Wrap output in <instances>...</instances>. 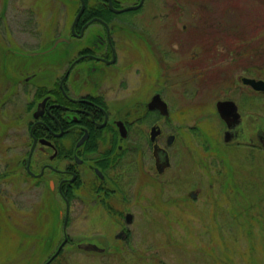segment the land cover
Returning a JSON list of instances; mask_svg holds the SVG:
<instances>
[{
    "label": "flooded vegetation",
    "instance_id": "flooded-vegetation-1",
    "mask_svg": "<svg viewBox=\"0 0 264 264\" xmlns=\"http://www.w3.org/2000/svg\"><path fill=\"white\" fill-rule=\"evenodd\" d=\"M168 2L173 3V8L177 4L176 10L181 8L177 0H165ZM88 4L85 0V8L75 25L80 7L70 26H64L69 30L68 36L58 33L57 39H65L55 44L56 39L51 47L44 49L53 50L61 42L73 47L69 57L56 66L50 80L45 83L37 78L38 66L25 65L18 58L15 70H19V75L7 76L20 78L13 90L7 86L3 91L8 96L6 102L22 110L21 114L13 115L10 131L16 125H23V131L7 134L17 145L0 150L8 155L6 165L0 170L1 202L4 199L7 206L11 205L7 213L11 220L19 221L27 214L22 204L25 201L20 200L29 201L28 212L32 213L34 205L44 202L47 196H58L64 206L61 212L64 237L57 249L65 243L60 252L73 242L67 228L76 206L87 212L99 211L115 227L113 237L125 239L130 231L128 213H133V220L135 217L130 206L120 207L126 201L127 186L131 188L130 180L156 182L167 174L179 180L192 169L196 155H186L184 145L182 111L187 101L198 100L206 105L213 98L214 114L221 122L217 146L212 150L218 156L224 149H232L236 159L260 156L264 152L262 113L250 115L248 109L251 103H259L264 92L242 80L261 79V75L241 74L232 85H223L228 76L234 77L233 73L238 74L239 68H243L246 50L239 39L242 33L234 39L222 37L221 33L218 37L217 34L203 37L200 21H196L184 56L175 59L174 52L184 39L177 36L181 35L179 32L175 34L177 37L171 33L169 37L171 30H167L166 22L165 30L163 24L157 37H147L143 32L152 29L141 22L113 21V15L120 16L121 12L111 10L106 0H100L97 6ZM113 5L125 6L117 0H113ZM105 8L111 12L108 19L94 14ZM223 10L219 17L221 23H227L230 19L227 7ZM154 13L153 18L163 22L165 17ZM93 25L98 28H91ZM170 25L174 31L188 28V23L180 24L179 17ZM34 34L33 38L37 39L38 32ZM12 40H5V45L7 50L20 47L22 51L14 49L17 57L44 52L35 49L38 39L30 46ZM154 69H158L155 75ZM214 78L225 87L213 89ZM175 99L178 108L174 109ZM223 100L237 105L238 111L228 121L217 108L218 101ZM7 135H3L2 141ZM0 146L1 149L3 144ZM208 146L213 147V143L209 142ZM239 149L246 153L238 155L235 150ZM197 196L198 189L189 191V197ZM122 231L125 233L118 236ZM80 241H76L78 246Z\"/></svg>",
    "mask_w": 264,
    "mask_h": 264
},
{
    "label": "rangeland",
    "instance_id": "rangeland-1",
    "mask_svg": "<svg viewBox=\"0 0 264 264\" xmlns=\"http://www.w3.org/2000/svg\"><path fill=\"white\" fill-rule=\"evenodd\" d=\"M117 1L128 5L138 0ZM177 1L181 8L176 10L177 4L173 8V3H165V0H145L139 11H124L120 16L113 15L112 20L141 22L142 26L152 29L143 32L147 37H157L163 24L165 30L166 22L167 30H171L168 31L169 37L171 33L174 37L184 39L183 44L174 52L175 59L184 56L188 48L187 40L192 37L196 21H200L199 28L203 37L214 34L218 37L221 33L222 37L234 39L242 33L239 39L246 50L243 68H239L238 74L233 73L234 77L228 76L223 85H232L233 80L236 81L239 75L245 73L260 74L264 79V0ZM88 2L93 5L98 1ZM79 7L80 0H0V145L3 144L0 150H6L8 145H17L10 141L7 134L23 131V125H16L17 128L10 131L13 115L21 114L22 110L6 102L8 96L3 94L7 86H11L10 91L13 90V85L20 78L14 77L19 75V70H15L18 58L25 65L38 66L37 78L47 83L56 72V66L69 57L73 48L72 44L61 42L45 53L17 57L14 49H22L14 47L7 50L5 40L14 39L27 46L39 40L35 49L44 51L53 45L59 37L58 33L62 34L60 36H68L69 30L64 26H70ZM225 7L230 19L227 23H221L219 14L223 13ZM154 12L165 17L163 22L160 18H153L156 15ZM177 17L180 24L188 23L185 31L180 28L174 31L171 28L170 24ZM36 22L38 30L35 29ZM91 28L97 29L98 26L93 25ZM33 32H38V40L33 38ZM176 32L181 35L175 36ZM184 68L187 69L186 66ZM153 71L155 75L158 69ZM11 74L14 76H7ZM217 82L218 79L214 78L211 83L213 89L225 87ZM259 98V103H251L248 109L250 115L260 111L264 119V93ZM173 101V108H178L176 99ZM213 101V98L207 100L206 105L200 104L198 100L187 101L182 111L185 153L196 155L194 157L197 159L184 177L182 175L178 180L167 174L156 182L130 180L131 188L127 186L124 192L126 201L120 207L130 206L135 217L127 225L130 231L125 239L113 237L115 227L99 211H83L81 206L74 208L67 228L73 242L63 249L69 264H264V186L263 189L259 188L264 183L255 186L263 191L258 201L252 187L249 192L246 190L248 184L245 175L238 169L241 166L243 170L250 168L251 162L256 168H253L254 173L246 174L247 178L262 173L259 179L264 181V152L260 156L251 155L243 159H236L232 149H224L220 155L222 158L213 152L221 127V122L214 114ZM8 126L10 128L7 130ZM170 126L173 127L172 124ZM3 135H7L5 141H2ZM209 142L213 143V147L208 146ZM186 144H190V147H186ZM235 152L241 155L245 150ZM7 156L4 151L3 154L0 152V170L6 165ZM224 168L227 171L228 186L240 193L241 202L236 201L230 205L231 201L239 200L240 197L235 196L232 190L222 192L229 188H220L219 177H224L220 176ZM125 179L128 183L127 175ZM191 189H198L197 197H189ZM20 201H25L22 204L27 214L18 218L19 221H13L7 213L11 205L7 206L4 199L2 204L0 199V264H43L63 240L61 212L64 206L55 194L34 205L32 213L28 212L29 201ZM79 240L106 246V250L100 252L80 248L77 245Z\"/></svg>",
    "mask_w": 264,
    "mask_h": 264
},
{
    "label": "water",
    "instance_id": "water-1",
    "mask_svg": "<svg viewBox=\"0 0 264 264\" xmlns=\"http://www.w3.org/2000/svg\"><path fill=\"white\" fill-rule=\"evenodd\" d=\"M143 1L144 0H141L138 4L128 5V6H125L122 8H116L113 5V0H107L108 4L110 6V9L115 11V12H123V11H127V10L136 9L142 5ZM84 8H85V0H81V6H80L78 14L74 20V23H73L74 25L77 22L81 13L83 12ZM64 39L65 38H62V37L58 38L57 41L55 42V44H57V42L64 40ZM243 81L245 83L251 84L252 86H254L258 90L264 91V79H255L252 77H244ZM164 104H165V108H166L167 105H166V103H164ZM217 108H218V111H219L220 115L222 116V118H224L225 120L228 121L229 117L234 114L235 110H237V105L235 104L234 101L223 100V101H218ZM226 140H227V137H226ZM67 213H68V209H67ZM132 221H133V213L129 212L127 222L131 223ZM66 223H67V217H66L65 223H64L65 227H66ZM124 233H125V231H122L118 234V236H121ZM66 239H67V237H66ZM64 243H65V241L61 244L59 249L52 255V257L45 264H48L58 254V252L60 251V249ZM79 245L81 248H84V249L89 250V251H100V252H102L105 249L104 247H101L100 245H98L97 243H94V242H83V243H80Z\"/></svg>",
    "mask_w": 264,
    "mask_h": 264
},
{
    "label": "trees",
    "instance_id": "trees-1",
    "mask_svg": "<svg viewBox=\"0 0 264 264\" xmlns=\"http://www.w3.org/2000/svg\"><path fill=\"white\" fill-rule=\"evenodd\" d=\"M88 1V0H87ZM98 1V0H97ZM100 1V0H99ZM98 1V2H99ZM89 5V7L90 6H97L98 4H88ZM94 14H98V15H101V16H103L104 18H106V19H108V17L111 15V12H110V10L109 9H106L105 8V10L104 11H99V12H95ZM252 161V160H251ZM252 162H254V161H252ZM254 163H256V162H254ZM247 164V163H246ZM249 166H250V168H247L246 170H243V167L241 166V167H239L238 169L241 171L242 170V172H243V175H245V179H246V183L248 184L247 186H245L246 187V190H248V192H249V190H250V187H252V189L254 190V192L257 194V196H258V201H259V198H260V196H261V194H262V192L263 191H261V190H258L255 186H257V183H264V181H262V180H260L259 178L262 176V173H260V174H257L256 176H248V178H247V176H246V174L248 173L249 175H250V173H254L253 171V168H256V166L253 164V163H249ZM241 168V169H240ZM263 169H264V167H262ZM225 170H224V172L220 175V176H223L224 175V177H219V179H220V188H221V190L222 189H224V188H227V187H229L228 185H229V181H226V179H227V177H226V174H227V171H226V168H224ZM263 171V170H262ZM250 172V173H249ZM226 177V178H225ZM257 179V180H256ZM254 180H256V181H254ZM263 186L264 185H262V186H260L259 188H261V189H263ZM229 190H232L231 189V187H229L228 189H226L225 191H223L222 190V192L223 193H228V191ZM264 190V189H263ZM233 191V190H232ZM233 193H234V195L235 196H239L240 197V193L238 194L237 192H234L233 191ZM233 195V196H234ZM241 202L242 201V198L240 197V199L239 200H233V201H231L230 202V205L232 204V203H234V202ZM245 204H246V200H245ZM259 205H260V203L258 204V205H256V208H258L259 207ZM64 252H63V250L49 263V264H69L68 263V259L64 256V254H63Z\"/></svg>",
    "mask_w": 264,
    "mask_h": 264
}]
</instances>
